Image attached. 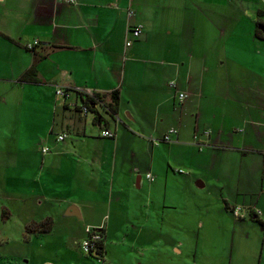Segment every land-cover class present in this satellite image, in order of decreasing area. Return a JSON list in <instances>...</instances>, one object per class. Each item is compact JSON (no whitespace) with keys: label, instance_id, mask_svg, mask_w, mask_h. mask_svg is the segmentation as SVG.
<instances>
[{"label":"crops","instance_id":"0c3cea01","mask_svg":"<svg viewBox=\"0 0 264 264\" xmlns=\"http://www.w3.org/2000/svg\"><path fill=\"white\" fill-rule=\"evenodd\" d=\"M263 3L264 0H77L74 3L0 0V88L45 93L46 99L32 97L25 102L33 105L31 110L35 113L39 111L45 116L44 122H40L43 126L36 133L52 137L61 147L51 155L42 150L44 157L40 164L36 163L39 171L34 178L50 192L45 200L51 204L48 210L54 213L45 212L39 220L30 217L25 221L24 238L30 241L32 234L41 233L27 234L26 227L31 222L51 218L53 227L44 234L51 236L56 233L55 214L83 217L86 209L75 203L77 193L72 183L54 182V175L39 176L51 167L66 169L70 175L78 166L89 181L85 186L90 191L98 188L102 192L98 195L97 191L96 198L106 209L100 219L86 223L84 239L88 226L103 227L106 234L103 262L116 264L108 258L110 237L122 234L116 240L120 244L133 231L143 232L145 241L133 236L128 252L135 256L136 249L142 250L144 259L135 258L139 264H157L156 256H147L146 251L153 250L156 254L159 249L165 251L166 222H173L169 226L180 230L176 218L183 216L182 208L191 206L188 196L178 194L179 188L190 185L192 189L202 190L207 183L195 180L192 173L178 182L169 180V173L163 175L162 183L151 181L146 175L155 171V157L150 163L125 161L126 156L139 152L135 146L123 145L118 126L122 103L128 101L126 96H131L138 99L137 109L144 112H127L131 122L149 123L153 119L159 128V123L172 119L178 125V132L172 134L171 141L164 142H173L186 150L191 148L192 154L197 148L205 153L204 167L218 174L215 178L218 191L210 190L206 195L216 202L221 217L226 214L234 217L233 208L237 205L247 208L249 219L232 220L229 263L247 264L240 256L235 257L237 252L240 255L244 248L249 249L252 241L241 243L238 235L247 232L248 239L252 230L259 231L262 235L258 234L260 238L255 246L260 244V239L264 245V225L252 219L258 217L264 222V35L256 31L264 21L257 16ZM138 24L143 26L145 36L133 38L131 31L129 36V28ZM129 38L133 39L131 46L126 45ZM36 40L39 43L33 49L27 48L28 43ZM34 63L39 82L20 81ZM172 80L177 82V88L169 85ZM59 87L71 89V96L58 97ZM116 90L120 101L113 114L107 103ZM76 91L85 96L87 93L101 96L84 113L79 106L85 104L86 97ZM178 91L187 93L188 97L181 101ZM189 117L196 119L197 127L205 128V138L198 139L195 134L196 141L186 139L191 129ZM105 129L113 131L115 137L103 136ZM145 130L134 138L147 136ZM63 132L69 136L58 141V134ZM70 139L72 144L68 143ZM146 142L155 148L150 139ZM192 154L186 156L190 166L198 159ZM233 157L239 159L237 164L230 162ZM99 176L103 177L101 184ZM72 182L80 185L75 178ZM54 184L58 190L52 188ZM142 185L147 192L141 191ZM106 188L109 194L105 200ZM22 200L25 203L26 198ZM3 208L12 217L11 208L7 205ZM200 225L203 227L204 221L200 220ZM240 225H244V231ZM190 244V264H226L228 253L224 257L221 252L216 257L199 258V242ZM185 245L170 237L169 246L174 253L182 255ZM7 263L0 260V264ZM43 264L55 262L45 260Z\"/></svg>","mask_w":264,"mask_h":264},{"label":"rangeland","instance_id":"374dc122","mask_svg":"<svg viewBox=\"0 0 264 264\" xmlns=\"http://www.w3.org/2000/svg\"><path fill=\"white\" fill-rule=\"evenodd\" d=\"M261 6L264 7V3ZM263 7L257 13V16L262 19H264V13L260 14L259 11H264ZM143 33L141 34V36L143 35L142 38L145 36L144 30ZM128 34L131 36L129 30ZM154 49L156 50L157 47ZM173 81L176 82L175 80L169 81V85ZM170 86L177 88L178 84L176 82L175 87ZM13 89L14 91L10 92L5 90L4 87L0 88V260H7V264H43L45 260H51L55 264H103L100 256L89 255L82 250L86 223L96 218L100 219L106 209L98 201V197L96 198V192L99 189L96 188V190L90 191L91 188L85 186V182L88 180L78 166H75V170L70 171V175L67 174L66 169L59 170L51 167L48 171L43 170L39 176L42 174L47 177L54 175V182L72 183L76 187L77 193L75 203L85 206L86 209L83 217L59 216L55 214V216L57 215L56 233L51 236L50 234L44 236L45 233L32 234L34 237L30 241L24 238L25 221L31 218L39 220L45 212L54 213L53 210H48L51 204L45 200V197L50 192L43 188L40 184L41 181L36 182L34 178L39 171L37 164H40L42 157H44L42 154L43 148L47 146L49 148L48 155H51L54 151H60L61 147L52 137L44 133H36L43 126V123L40 122H44L45 116L39 111L35 113L31 110L33 105L25 102V99L32 97L42 96L43 99H46L45 93L40 94V92L32 90L20 91V88L14 87ZM181 93L185 94V97L181 100L184 101L188 94L185 92ZM179 94L178 91V97ZM20 96H22L23 100H13ZM47 96L54 99V103L57 106H61V103L51 93H48ZM126 99L128 101H123L121 115L118 118L120 138L124 146H135L139 152L136 154L132 153L129 157L126 156L125 161L127 163H150L149 160L155 157L157 166L154 168L155 171H151L154 176L151 181L156 180V182L162 183L163 175L169 173V180L178 182L187 178L186 176L189 173H192L195 180H202L207 183L205 187L201 188L202 190L194 188L195 191H193L194 189L190 185L187 188L185 185L179 188L178 194L180 196L185 194L189 197L187 198L188 201H191V206L187 209L182 208L183 216L176 218V224L180 226V230H174L169 226L173 222L167 221L166 228L168 232L166 234L165 251L162 252L159 249L160 252L156 254L153 250H147L146 255L150 257L156 256L157 264H171L176 261H180L179 264H190L191 250L188 245L199 242L200 252H198L197 257H216L221 252H223L222 257H224L225 253H228V257L224 259V262L229 264L232 256V220L234 221V217L240 218L228 214L225 217H221L216 202L207 197L206 193L208 191H218V187L215 186L217 183L215 180L218 175L217 172L209 171L204 167L203 163L206 155L204 152L199 151L198 148L197 152L192 154L191 148L186 150L181 148L182 146L173 145V142L161 140L166 131L178 129V125L173 123L172 119L159 123V128H156L157 124L153 119H150L149 123L131 122L127 112L140 114L141 111L137 109L140 104L137 98L133 99L131 96H126ZM35 108H39V106H35ZM141 114H144V112H141ZM188 121L191 124V129L186 139L196 141L195 134L198 139L205 138V128L197 127L195 118L189 117ZM141 129H146L147 136L135 139L134 136L143 135ZM149 139L153 142L155 148H152L146 142ZM68 143L72 144V140H68ZM191 154L198 159L195 160L196 164H191L190 166L186 156ZM202 157L203 159H201ZM237 160L239 159L233 157L230 162L237 164ZM262 166L264 167V163H262ZM180 169H182V172H179ZM73 178L77 179L80 185H75L72 182ZM98 180L101 184L103 177L99 176ZM144 186L142 185L141 191L147 192V188ZM146 186L150 187L149 184H146ZM52 188L58 190L55 184ZM66 189L69 190L70 186H66ZM99 193L102 194V192L98 191V195ZM108 194L109 192L106 188L104 191L105 200ZM24 198H26L25 203L22 200ZM30 198L33 199L31 202L29 201ZM3 205L11 208L12 217H9L8 210L3 208ZM208 207L212 209L210 210ZM200 208L202 209L201 211H199ZM191 210L192 212H190ZM245 219H249V217ZM200 220L204 221L203 227L200 225ZM73 223L76 224L72 225ZM243 226L240 225L241 231H244ZM252 231L248 239L245 236L247 232L243 235H238L237 239L241 243L248 241H252V243L249 245V249L244 248V252L242 251L243 253L240 255L236 251L235 259L240 256L243 260H246L247 264H258L259 261L260 264H264V245L262 240L260 239V244L255 246L257 239L260 238L258 234L262 235V233ZM119 236H122V234L110 237V240L107 241L110 250L108 258L114 259L116 264H139L140 261L135 260V258L144 259L142 250L136 249V255L132 256L130 255L131 253L129 254L128 249H131V238L133 236H138V239L144 242L146 238L144 233H135L133 231V233L128 234V238L123 241L121 239V243L118 244L116 240ZM170 237L186 243L182 247L184 251L182 255L174 253L171 249L169 246ZM192 255L194 256V254Z\"/></svg>","mask_w":264,"mask_h":264},{"label":"built area","instance_id":"2783aa9c","mask_svg":"<svg viewBox=\"0 0 264 264\" xmlns=\"http://www.w3.org/2000/svg\"><path fill=\"white\" fill-rule=\"evenodd\" d=\"M69 2H76L77 0H67ZM133 11L130 10L129 15H132ZM129 31L132 32L133 38H138L139 36H141L142 32H143V26L141 24L135 25V26H131L129 28ZM39 43L38 40L32 42V43H28L27 44V48L29 49H33L37 44ZM133 43V39H128L126 42L127 46H131ZM170 85L172 86H176V83L173 81L170 83ZM80 92V91H78ZM72 90L68 89V88H64V87H59L56 89V95L60 98H69L71 96ZM82 93V92H81ZM89 96L94 97L95 99H99L98 97L95 96V94H88ZM185 97L184 93H180V98L183 99ZM79 108L81 109V111H83L84 113H88L90 110V105L89 104H83L80 105ZM178 131L176 129L171 130L170 132L166 133L161 140L162 141H171L172 139V134L177 133ZM103 136L108 137V138H113L115 137V133L109 129H105L102 132ZM69 134L68 133H60L57 136V140L58 141H63L65 140L66 137H68ZM49 151L48 147H44L43 148V152L47 153ZM179 172H182V169L179 170ZM147 178L149 180L153 179V173L152 172H148L147 173ZM247 208L241 206V205H237L233 208V213L235 214L236 217L238 218H246L247 217ZM258 213H261V211H258ZM106 238V234L104 231L103 227H92V226H88L87 227V237L83 240L82 242V250L87 253V254H95L97 256L98 255V251L100 248V244L103 243V241H105Z\"/></svg>","mask_w":264,"mask_h":264},{"label":"trees","instance_id":"16d2710c","mask_svg":"<svg viewBox=\"0 0 264 264\" xmlns=\"http://www.w3.org/2000/svg\"><path fill=\"white\" fill-rule=\"evenodd\" d=\"M260 14H263L264 11H259ZM257 33L264 35V21H262L261 23L258 24V28H257ZM35 62H37V60H35ZM20 81L22 82H30V83H37L39 82V75H38V70L36 67V63H34L28 70H26L22 76L20 77ZM79 95H81L84 98V93L78 92L76 91ZM96 97H100V94H95ZM86 104H92L95 102V98L89 95H86ZM119 101H120V93L118 90L112 92L111 96H110V100L109 103H107V106L109 108V110L111 111V113H116L117 112V108L119 105ZM6 211V210H5ZM254 221H259L262 225H264V222L262 220H260L258 217L256 218H252ZM53 227V220L51 218H46L41 222H31L30 224L27 225L26 227V231L27 234L28 233H32V232H41V233H45V232H49ZM104 251H105V241H103V243L100 244V248L99 251L97 252L98 255L101 257V259L103 260L104 257ZM89 255H93V254H89ZM103 264H106L105 262H103Z\"/></svg>","mask_w":264,"mask_h":264}]
</instances>
